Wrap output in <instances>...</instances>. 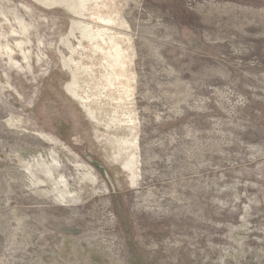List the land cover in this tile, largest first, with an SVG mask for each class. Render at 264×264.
<instances>
[{"label": "rangeland", "instance_id": "1", "mask_svg": "<svg viewBox=\"0 0 264 264\" xmlns=\"http://www.w3.org/2000/svg\"><path fill=\"white\" fill-rule=\"evenodd\" d=\"M0 264H264V0H0Z\"/></svg>", "mask_w": 264, "mask_h": 264}]
</instances>
